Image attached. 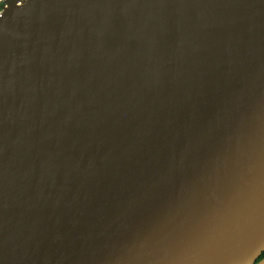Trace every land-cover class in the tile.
I'll return each mask as SVG.
<instances>
[{
    "label": "water",
    "instance_id": "obj_1",
    "mask_svg": "<svg viewBox=\"0 0 264 264\" xmlns=\"http://www.w3.org/2000/svg\"><path fill=\"white\" fill-rule=\"evenodd\" d=\"M3 33L0 264H264V0H4Z\"/></svg>",
    "mask_w": 264,
    "mask_h": 264
},
{
    "label": "bare ground",
    "instance_id": "obj_2",
    "mask_svg": "<svg viewBox=\"0 0 264 264\" xmlns=\"http://www.w3.org/2000/svg\"><path fill=\"white\" fill-rule=\"evenodd\" d=\"M14 15V12L12 13ZM19 37V33H3L0 34V48L14 42Z\"/></svg>",
    "mask_w": 264,
    "mask_h": 264
},
{
    "label": "built area",
    "instance_id": "obj_3",
    "mask_svg": "<svg viewBox=\"0 0 264 264\" xmlns=\"http://www.w3.org/2000/svg\"><path fill=\"white\" fill-rule=\"evenodd\" d=\"M3 6H4V0H0V16L1 13L3 12Z\"/></svg>",
    "mask_w": 264,
    "mask_h": 264
},
{
    "label": "trees",
    "instance_id": "obj_4",
    "mask_svg": "<svg viewBox=\"0 0 264 264\" xmlns=\"http://www.w3.org/2000/svg\"><path fill=\"white\" fill-rule=\"evenodd\" d=\"M264 257V253L259 257L258 260L262 259Z\"/></svg>",
    "mask_w": 264,
    "mask_h": 264
}]
</instances>
